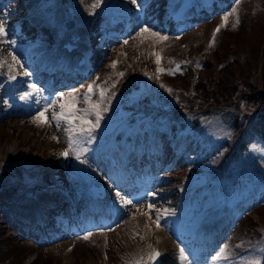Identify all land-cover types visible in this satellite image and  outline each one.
<instances>
[{
  "label": "rangeland",
  "instance_id": "rangeland-1",
  "mask_svg": "<svg viewBox=\"0 0 264 264\" xmlns=\"http://www.w3.org/2000/svg\"><path fill=\"white\" fill-rule=\"evenodd\" d=\"M143 1L144 9L139 6L141 0H99L98 7H93L97 0H0V17L7 20V40L15 41L11 53L19 62L12 61L8 44H0V61L6 62L0 66V200L6 198L0 205V226H6L0 231V250L5 249L3 237L21 248L34 244L35 249L19 264H33L41 248L51 256L52 264H146L149 245L161 248L165 264H250L253 260L264 264V152L258 136L264 104L254 94L257 86L264 89V0H230L226 5L214 0L221 11L198 22L189 13H182L188 0H153L158 1L157 15L152 13V0ZM164 2L166 5L160 6ZM9 4H18V12L24 14L10 19ZM232 7L237 13L228 15L224 23L222 17ZM108 8L121 9L127 26L121 34L107 33L101 10ZM67 16L75 23L69 31L64 28ZM25 17L38 29L36 35L32 31L33 35L22 38L16 33ZM160 19L164 29L154 25ZM95 25L101 27L96 33L101 40L111 37L102 57L88 73L74 80L59 75L49 63L62 60L60 40L82 29L93 35ZM145 26L150 31L140 32ZM244 28L248 35L239 39ZM48 36L54 40L50 44ZM237 40L242 41V51H248L255 65V69L247 64L244 67L253 72L246 78L251 81L245 88L251 96L226 86L236 75L226 66L223 69L222 62ZM103 45L98 43L101 49ZM41 57L45 58L43 63ZM89 61L93 64L94 57ZM113 61L115 67L111 66ZM8 64L20 73H30L22 76L25 80L13 92L7 90L4 80ZM177 64L180 71L170 74L168 70H175ZM191 64L199 72L204 69L200 76L207 81H195L193 89L179 82L185 75L189 77ZM157 67L165 71L158 73ZM29 83L37 90L22 100ZM89 84L94 85L93 91L88 94L89 103H84ZM100 88L106 90L102 100ZM58 93L64 94L62 99ZM69 93L79 101L75 104L78 109L99 102L108 110L101 113L99 127L92 132L93 142L83 145L89 151L80 160L69 154L62 163L58 151L67 147L66 125L61 121L57 128L51 115L60 111V103H69ZM53 99L57 104L39 121L34 120L37 111ZM17 106L20 108L14 111ZM87 118L95 121L92 114ZM61 129L63 141L58 135ZM171 137L173 150L187 156V167L175 170L171 163L163 165V155L152 168L139 161L142 193H127L112 184L109 206L93 207L66 192L76 189L83 175L99 178L102 165L109 179L121 176L124 180L133 147L136 154L143 151V145L146 152L157 151L160 143ZM112 144L122 147L119 170H111L105 158ZM84 164L89 166L87 171ZM52 166L60 177L58 187L49 193L44 184L46 179L53 182ZM174 185L179 198L168 191ZM117 192L131 199L134 206L122 205ZM33 200L40 203L37 226L27 221L31 218L29 208L20 207L31 205ZM149 204L169 210L162 215L159 228ZM76 206L82 208L79 214ZM50 208L62 213L50 218ZM212 216L220 222H214ZM47 218L52 221H44ZM50 222L54 226H49ZM86 235L99 249L87 252L83 259L78 245ZM180 249L184 250L183 258ZM213 256L219 259L213 261ZM0 264H16L15 258L3 257Z\"/></svg>",
  "mask_w": 264,
  "mask_h": 264
},
{
  "label": "snow or ice",
  "instance_id": "snow-or-ice-1",
  "mask_svg": "<svg viewBox=\"0 0 264 264\" xmlns=\"http://www.w3.org/2000/svg\"><path fill=\"white\" fill-rule=\"evenodd\" d=\"M133 3L136 2V0H132ZM238 2V0H237ZM99 6V0H97V3L93 5V7H98ZM237 13V8L232 7L231 12L226 13L224 17H222V21L226 23L227 21V16L228 15H234ZM238 22V21H237ZM235 27V25H234ZM150 31V29L145 26L140 28V32H146ZM219 31V27L214 30L213 32V40L209 42V45L211 46L214 43V38H215V33ZM140 32L137 33V35L140 34ZM7 20L4 17H0V44L6 43L10 46L9 48V54L12 57V61L14 63H19L17 61V58L15 55H12L11 53V47L15 45V41H9L7 40ZM153 35H159L158 33H153ZM161 39H164V37H161ZM127 43V41H125ZM155 55V53H154ZM156 64H160V57L157 55L156 57ZM6 62L0 61V66H3ZM186 63V62H185ZM116 61L112 62V67H115ZM201 65L199 62H197V67H200ZM9 69L8 73V79L9 80H15L16 79V73L13 71V67L11 64L7 65ZM165 71V69H162L160 67H157V72H162ZM170 74H174V71H180V66L177 64V67L175 70H168ZM19 75L22 76H29L30 73L25 70L22 73H19ZM118 75H123L122 73H119ZM93 84H89L87 93L85 94V99L84 103H89V95L93 91ZM99 87V86H96ZM37 90V86L35 84L29 83L28 84V91L24 92L20 99L24 100L27 98H31L33 95V92ZM106 90L103 88H100V99L102 100L104 98V92ZM171 91V90H169ZM63 93H58L57 97L63 98ZM69 103L65 105L64 103H60V111L56 112L53 111L51 115V121L55 122L57 128L60 127L61 121L65 123V128L64 132L66 133V143L67 147L64 149L63 152L60 153L61 156H68L69 154L75 155L76 159L80 160L81 155L83 153H86L89 151L87 147H84V144L90 145L93 142V135L92 132L95 128L99 127V122L101 120V113L106 112L108 109L106 107L101 108L99 102L95 104H91L90 108H85V109H78L76 108L75 104L79 103V101L76 99V96L74 93H69L68 96ZM39 103V100L36 101ZM57 104V100L53 99L51 102H46L41 110L37 111V115L33 118L34 120L39 121L42 117H44L45 113L50 109L53 108ZM92 114L95 116V121L93 122L92 120L88 119V115ZM83 137V138H82ZM53 139H57L56 137H53ZM82 163L86 162L84 160L81 161ZM117 197L120 199L122 205L128 206V205H133V201L131 199H125L123 196L120 195L119 192L116 193ZM149 195H155L154 193H149ZM134 206V205H133ZM148 210L149 212L155 211L156 212V217L154 223L156 224V227H160V220L162 219V215L166 214L169 210L164 209H154L152 204L148 205ZM90 235V233L88 234ZM88 235L84 236V239L88 238ZM150 252L148 253V260L149 261H156L158 257L162 255V253L149 245ZM184 255V250L180 249V256L183 258ZM143 259V258H141ZM219 259L218 256H213L212 260L215 261ZM139 264V262H138ZM250 264H260L259 260H253L250 262Z\"/></svg>",
  "mask_w": 264,
  "mask_h": 264
},
{
  "label": "trees",
  "instance_id": "trees-1",
  "mask_svg": "<svg viewBox=\"0 0 264 264\" xmlns=\"http://www.w3.org/2000/svg\"><path fill=\"white\" fill-rule=\"evenodd\" d=\"M226 1H229V0H226ZM157 2L158 1H151V5L154 7H152V13H154V15H157L155 14V11L158 9L157 7ZM141 5H143V1L141 0ZM164 3H160V6H163ZM10 7H16V12L14 13H11V17L12 18H15V15H18V17L24 13H20L18 12L20 10L19 8V5H11ZM221 7L218 5H214V9L212 11V14L217 12L218 9H220ZM151 10V7L149 8V12ZM206 14V13H204ZM17 17V18H18ZM33 31V28L30 27V25H28L26 22H23L21 23V29H20V33H22L23 36H30L32 35V32ZM247 30H245V28L243 29L242 32H240V36H239V39H241V37L245 38L247 37ZM238 34V35H239ZM231 53H227V58L223 63V69L225 68V66L232 72V74L234 73L236 75V78L230 82V84L226 85L228 88H234L233 90H236V91H241L243 95H249L251 96V91H249L248 89H245L246 88V83H249L251 80L249 79H246L249 75L253 74V72H248V70H245V65H251L253 66V68L255 69V65L254 63L252 62V58L250 56V54L248 53V51L243 50V47H242V41L240 40H237L236 43L233 44V46L231 45ZM259 51H261V48H259ZM229 52V51H228ZM102 57V51L97 48L96 50V54H95V61L94 63H96L100 58ZM255 71V70H254ZM190 75L189 77H187V75H185L179 82L182 83V84H186L188 86H191L192 89L194 88L193 87V84L194 82L196 81V83H203V84H206L207 81H205V77L204 76H200L198 75L197 73H195L194 70H189ZM255 84V83H253ZM256 85V84H255ZM254 85V86H255ZM246 93V94H244ZM254 94H256V96L263 102L264 104V89L263 88H259L258 86L255 88L254 90ZM260 130H261V133H262V138H263V143H264V120L260 122ZM58 135H59V138L63 141L65 135L61 130L58 131ZM164 150L166 152V155L169 156L171 153L169 151V148L168 146L165 144V147H164ZM175 169H178V168H185V159H184V156L182 154H178L177 155V158L175 159ZM171 190V193H173V196H176V193L174 191V189H169L168 191ZM172 205L173 202L171 201ZM54 214H57V213H54ZM1 221V219H0ZM2 228H6V226L2 227L0 226V231ZM3 244H4V247L5 249L3 250H0V259L5 257L7 260L10 258V257H14L15 258V262L16 264H19L21 259L26 255L28 254V252L30 250H33L35 249L34 247V244H27V245H24L25 248H21L19 246V244H17V242L15 241H12L10 240L9 238H6V237H3ZM5 240V242H4ZM80 244L78 245V248H81V253H79L80 255H82L83 259L86 258V253L87 252H90V253H93L95 250H98V248L95 246L94 243H92L90 240L88 239H80ZM18 245V246H17ZM27 248V249H26ZM44 249L41 248L39 250V253H38V257L35 258L34 260V263L33 264H52L53 261L51 259V256L50 255H45L44 253Z\"/></svg>",
  "mask_w": 264,
  "mask_h": 264
},
{
  "label": "bare ground",
  "instance_id": "bare-ground-1",
  "mask_svg": "<svg viewBox=\"0 0 264 264\" xmlns=\"http://www.w3.org/2000/svg\"><path fill=\"white\" fill-rule=\"evenodd\" d=\"M183 15V14H182ZM40 60V62L41 63H43L44 62V57H41V58H39ZM49 65H53L52 67L54 68H57V66L58 65H56L55 63H53V62H50L49 63ZM59 67V66H58ZM124 181H126V178H124ZM37 206H39V203L36 201V202H33V203H31V205H29L28 203H24V206H20V207H25V209H27V208H29V210L31 211V213H30V217H31V219H36L37 217H41V214H40V212L37 210ZM28 211V210H27ZM210 216H208V218H209ZM30 223H32V224H34L35 225V223L34 222H30ZM215 234L217 233V232H214Z\"/></svg>",
  "mask_w": 264,
  "mask_h": 264
},
{
  "label": "water",
  "instance_id": "water-1",
  "mask_svg": "<svg viewBox=\"0 0 264 264\" xmlns=\"http://www.w3.org/2000/svg\"><path fill=\"white\" fill-rule=\"evenodd\" d=\"M72 25H73L72 21H71V22H68V23L66 24L67 28L72 27Z\"/></svg>",
  "mask_w": 264,
  "mask_h": 264
}]
</instances>
